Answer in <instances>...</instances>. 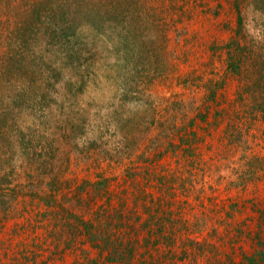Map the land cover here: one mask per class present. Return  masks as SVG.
Masks as SVG:
<instances>
[{
    "label": "trees",
    "instance_id": "trees-1",
    "mask_svg": "<svg viewBox=\"0 0 264 264\" xmlns=\"http://www.w3.org/2000/svg\"><path fill=\"white\" fill-rule=\"evenodd\" d=\"M256 1L260 15L264 0ZM143 6L32 0L11 25L10 13L0 19V230L9 240L0 264H178L171 246L184 228L183 203L201 205L208 186L190 169L198 166L187 137L195 138L194 117L181 121L195 97L155 105L150 87L170 70L167 27ZM235 8L234 33L212 47L222 73L209 79L212 88L204 85L208 98L248 64L256 67L243 91L264 92V23L254 38L246 10ZM97 61L118 91L105 108V130L80 106L92 76L86 63ZM131 101L135 109L126 107ZM212 201L221 202L215 194ZM188 240L199 249L207 243ZM240 264H264V232Z\"/></svg>",
    "mask_w": 264,
    "mask_h": 264
},
{
    "label": "rangeland",
    "instance_id": "rangeland-1",
    "mask_svg": "<svg viewBox=\"0 0 264 264\" xmlns=\"http://www.w3.org/2000/svg\"><path fill=\"white\" fill-rule=\"evenodd\" d=\"M2 1L5 0H0V19L5 17V13H10L11 25L15 15L21 14L32 0ZM134 1L149 11L154 10L167 27L170 70L167 76L154 81L150 87L155 105L165 107L173 98L187 100L195 97L187 117L181 121L190 123V118L194 117L192 129L195 138L191 133L187 137L192 138L189 144L194 153L191 157L202 169L198 171V166L185 167L190 168L200 182L204 179L208 187L204 190L206 196L203 194L207 200L203 198L201 205L197 202H192V205L189 201L183 203L184 228L180 240L171 246L177 248L176 255H180L177 262L240 264L242 254H250L255 238L257 235L263 236L264 232V92L261 90L252 96L243 91L247 83L245 75L251 72L249 69L256 67L250 64L246 65L249 69L245 70L243 65L240 76H229L228 83L216 92L214 98L207 97L210 89H205L204 85L212 88L214 84L209 79L222 73L220 56L218 51L213 52L212 47L234 33L237 17L235 5L238 4L242 11L246 10L250 23L248 27L254 38H257L263 26L264 12L259 15L257 10L260 3L256 0ZM87 30L86 27L82 28L80 34L84 36ZM86 64V73L91 72L92 76L80 96V106L86 114H90L89 119L98 121L99 129L105 130L107 118L104 111L108 104L115 102L113 96L118 93L117 84L112 75L106 74L107 68L102 66V62ZM197 76L202 77L199 80ZM185 77L190 81L188 87L194 90L193 94L183 86ZM197 83H201V86ZM238 91L243 92L240 98ZM127 106L129 109L136 108L134 101L127 103ZM124 108L120 106L119 110ZM95 111H99V114ZM197 111L203 117L196 116ZM23 115L27 116V111H23ZM235 129L236 133H233ZM170 162L172 159L166 160L167 164ZM71 169L67 168L63 173L70 174ZM214 194L221 200L215 207L212 201ZM182 196L191 199L193 195ZM15 220L10 219L6 223V230L13 226ZM192 223L193 231L187 229ZM5 235V229L0 230V255L4 248L1 245L9 242L8 235ZM191 238H205L207 243L199 249L200 245L190 244L188 239Z\"/></svg>",
    "mask_w": 264,
    "mask_h": 264
}]
</instances>
